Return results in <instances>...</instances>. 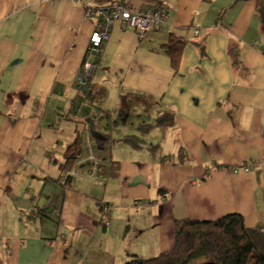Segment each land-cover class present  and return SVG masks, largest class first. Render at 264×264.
I'll return each instance as SVG.
<instances>
[{
    "label": "crops",
    "instance_id": "crops-1",
    "mask_svg": "<svg viewBox=\"0 0 264 264\" xmlns=\"http://www.w3.org/2000/svg\"><path fill=\"white\" fill-rule=\"evenodd\" d=\"M87 3L159 5L168 18L143 37L115 23L81 85L99 26L83 4L0 0V264L153 258L173 248L181 219L238 214L264 228V0ZM187 27L180 35L205 56L188 43L174 70L163 47ZM164 113L173 125L152 128L143 148L118 141ZM77 134L83 150L64 187Z\"/></svg>",
    "mask_w": 264,
    "mask_h": 264
},
{
    "label": "trees",
    "instance_id": "trees-1",
    "mask_svg": "<svg viewBox=\"0 0 264 264\" xmlns=\"http://www.w3.org/2000/svg\"><path fill=\"white\" fill-rule=\"evenodd\" d=\"M158 7L159 5H155L153 8ZM259 14L264 32V12L259 11ZM186 30L188 31L189 28L181 29L179 34L171 33L167 44L163 47L174 70H177L183 48L188 43H192L198 48L201 57L205 56V50L201 44L194 41L191 42L180 35L182 31ZM101 50L102 47L95 54L94 61L100 55ZM173 123V114L164 113L154 121L153 125H141L138 128L139 134L125 136L118 141L127 144L132 149L138 150L147 144V136L152 128L168 127L172 126ZM83 144V138L77 134L74 141L66 147L64 152L65 161L61 165L64 166L62 173L67 172L66 167L70 166L71 163L80 159ZM155 149L153 146L150 148L151 151ZM166 159L169 160L170 158L165 157L162 161ZM177 159L173 163H183L187 156L180 151ZM111 167L113 169L111 168L112 172L110 169L111 173L109 175L110 177H116L118 174V162H111ZM61 179L63 180L62 186L70 187L71 176L69 173L65 177L62 176ZM173 229V248L150 259H142L129 254L127 261L123 264H192L197 261V258L213 261L216 264H264V228L247 227L243 217L238 214H229L212 221L175 220Z\"/></svg>",
    "mask_w": 264,
    "mask_h": 264
},
{
    "label": "built area",
    "instance_id": "built-area-1",
    "mask_svg": "<svg viewBox=\"0 0 264 264\" xmlns=\"http://www.w3.org/2000/svg\"><path fill=\"white\" fill-rule=\"evenodd\" d=\"M49 2H55L57 0H47ZM83 4L85 17L90 19H97L99 26L90 36L89 47L85 56V60L82 64L83 80L81 85H84L86 79L94 67L95 54L99 52V49L108 41L110 28L115 23L124 24L127 27L133 29L139 37H143L145 34L151 31V29L162 26L167 18L168 12L161 8H154L149 11L135 12L131 8L124 4L117 3L110 6H89L87 0H74ZM233 173L239 171L249 172V167H243L241 169L232 168ZM67 172L63 173V177ZM8 253V252H7Z\"/></svg>",
    "mask_w": 264,
    "mask_h": 264
},
{
    "label": "rangeland",
    "instance_id": "rangeland-1",
    "mask_svg": "<svg viewBox=\"0 0 264 264\" xmlns=\"http://www.w3.org/2000/svg\"><path fill=\"white\" fill-rule=\"evenodd\" d=\"M131 118H132V117H131ZM131 120H132V119H131ZM133 120H134V119H133ZM138 134H139V132H138ZM85 153H86V151H85ZM85 153H84V154H85ZM24 211H25L24 209H21V213H22V216H23V217H25V213H24ZM52 218H53V219H56V217L53 216V215H52ZM8 225L10 226L11 224H8ZM5 228H6L7 231H8V229H11L10 227H7V226H6ZM19 228H20V230H21V229H23V226H20ZM0 233H1V232H0ZM150 258H152V257H146L145 259H150ZM207 261H209V260H205V259H203V258H200V259L197 258V261L194 262V263H192V264H201V263H204V262H207ZM125 262H126V261H125ZM125 262H124V263H125ZM122 264H123V263H122Z\"/></svg>",
    "mask_w": 264,
    "mask_h": 264
},
{
    "label": "water",
    "instance_id": "water-1",
    "mask_svg": "<svg viewBox=\"0 0 264 264\" xmlns=\"http://www.w3.org/2000/svg\"><path fill=\"white\" fill-rule=\"evenodd\" d=\"M201 264H216V263L213 262V261H207V262H204V263H201Z\"/></svg>",
    "mask_w": 264,
    "mask_h": 264
}]
</instances>
